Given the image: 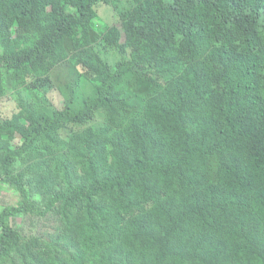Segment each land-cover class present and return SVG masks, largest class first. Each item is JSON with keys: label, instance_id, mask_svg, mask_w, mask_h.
I'll return each instance as SVG.
<instances>
[{"label": "trees", "instance_id": "16d2710c", "mask_svg": "<svg viewBox=\"0 0 264 264\" xmlns=\"http://www.w3.org/2000/svg\"><path fill=\"white\" fill-rule=\"evenodd\" d=\"M99 4L0 0V264H264V0ZM66 63L96 95L50 115Z\"/></svg>", "mask_w": 264, "mask_h": 264}, {"label": "rangeland", "instance_id": "374dc122", "mask_svg": "<svg viewBox=\"0 0 264 264\" xmlns=\"http://www.w3.org/2000/svg\"><path fill=\"white\" fill-rule=\"evenodd\" d=\"M115 6L120 11H127L132 8L133 0H113ZM98 13L100 16V23L97 21V27L102 29L105 27H120L121 21L118 17V12L112 6L99 4ZM115 61V60H114ZM55 75L56 82L53 87L51 84L46 86L41 92L42 108L50 115L56 111L62 110L65 100L73 99V107L79 108L83 104V100L87 96L96 95L94 86L86 78H81L80 72L72 66L71 63H66L57 69ZM5 86L8 90L6 98L0 100V115L2 117H11L17 112L16 99L11 91V82L6 81ZM79 88V89H78ZM94 89V90H93ZM100 116L95 123H100ZM70 131L62 132L64 137ZM19 169V165H18ZM25 174V173H24ZM19 194L8 185L0 186V211L8 205H17L19 202ZM11 223L25 237H44L49 239L51 235L56 232L58 222L52 217L46 219L34 217L32 215H17L11 219Z\"/></svg>", "mask_w": 264, "mask_h": 264}, {"label": "clouds", "instance_id": "9594fccd", "mask_svg": "<svg viewBox=\"0 0 264 264\" xmlns=\"http://www.w3.org/2000/svg\"><path fill=\"white\" fill-rule=\"evenodd\" d=\"M116 4H113L112 5V8L115 10V8H114V6H115ZM116 11V10H115ZM118 17H119V13H118ZM120 18V17H119ZM120 20V19H119Z\"/></svg>", "mask_w": 264, "mask_h": 264}]
</instances>
